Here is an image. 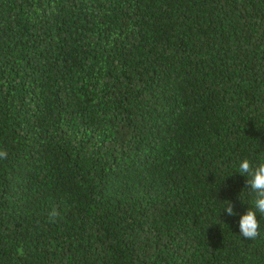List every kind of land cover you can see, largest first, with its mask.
Instances as JSON below:
<instances>
[{
  "label": "trees",
  "instance_id": "16d2710c",
  "mask_svg": "<svg viewBox=\"0 0 264 264\" xmlns=\"http://www.w3.org/2000/svg\"><path fill=\"white\" fill-rule=\"evenodd\" d=\"M0 152V264H264V0H0Z\"/></svg>",
  "mask_w": 264,
  "mask_h": 264
},
{
  "label": "clouds",
  "instance_id": "9594fccd",
  "mask_svg": "<svg viewBox=\"0 0 264 264\" xmlns=\"http://www.w3.org/2000/svg\"><path fill=\"white\" fill-rule=\"evenodd\" d=\"M7 153L0 152V158H5ZM240 176L246 178V187L238 196L241 206H249L247 210L241 214L236 210L231 200H223L220 203L223 206L222 214L239 217V236L245 239H255L260 235V223L258 217H264V163L254 166L253 163L244 159L240 161L236 171ZM248 190L252 194L250 201H246L243 197L245 191Z\"/></svg>",
  "mask_w": 264,
  "mask_h": 264
}]
</instances>
